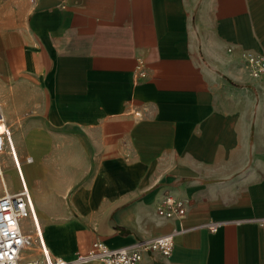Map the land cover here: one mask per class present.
<instances>
[{"label": "crops", "instance_id": "0c3cea01", "mask_svg": "<svg viewBox=\"0 0 264 264\" xmlns=\"http://www.w3.org/2000/svg\"><path fill=\"white\" fill-rule=\"evenodd\" d=\"M246 53L264 54V0H0V196L25 187L66 260L172 234L141 264H264V78ZM167 194L184 217L158 213Z\"/></svg>", "mask_w": 264, "mask_h": 264}, {"label": "built area", "instance_id": "2783aa9c", "mask_svg": "<svg viewBox=\"0 0 264 264\" xmlns=\"http://www.w3.org/2000/svg\"><path fill=\"white\" fill-rule=\"evenodd\" d=\"M242 62L248 66L255 78H264V54L246 53ZM141 76H144L141 71ZM9 140V131L5 126L0 112V154L4 151ZM27 161H31L28 158ZM158 213L165 217H184L186 206L182 200L165 195L158 207ZM31 218L34 234L27 235L22 231L21 221ZM218 222L207 224L209 231L214 232L219 227ZM141 249L109 248L100 240L92 242L86 254H76L73 259L66 260L53 255L46 246L42 232L37 224L28 190L23 187L15 194L0 196V264H23L22 256L25 251L38 250V257H28L25 264H90L99 260L102 264H141L143 252H159L169 256L173 250L172 234L162 235L149 240Z\"/></svg>", "mask_w": 264, "mask_h": 264}, {"label": "rangeland", "instance_id": "374dc122", "mask_svg": "<svg viewBox=\"0 0 264 264\" xmlns=\"http://www.w3.org/2000/svg\"><path fill=\"white\" fill-rule=\"evenodd\" d=\"M2 165L4 166V167H6V166H9L10 165V163H5V162H3L2 163ZM0 189H1V184H0ZM35 217H36V221H37V223H38V225H39V227H40V223H39V220H38V216L35 214ZM27 226L29 227V228H31V224L30 223H27ZM40 229H41V227H40ZM42 230V229H41ZM43 232V231H42ZM27 254H28V252L27 251H25L24 253H23V256H22V262H23V264H25V262L27 261Z\"/></svg>", "mask_w": 264, "mask_h": 264}, {"label": "bare ground", "instance_id": "6f19581e", "mask_svg": "<svg viewBox=\"0 0 264 264\" xmlns=\"http://www.w3.org/2000/svg\"><path fill=\"white\" fill-rule=\"evenodd\" d=\"M0 178L2 179V175H1V166H0Z\"/></svg>", "mask_w": 264, "mask_h": 264}]
</instances>
